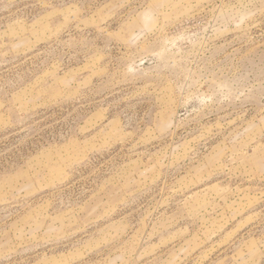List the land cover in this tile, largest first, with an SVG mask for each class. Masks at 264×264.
<instances>
[{
	"label": "rangeland",
	"instance_id": "1",
	"mask_svg": "<svg viewBox=\"0 0 264 264\" xmlns=\"http://www.w3.org/2000/svg\"><path fill=\"white\" fill-rule=\"evenodd\" d=\"M0 264H264V0H0Z\"/></svg>",
	"mask_w": 264,
	"mask_h": 264
}]
</instances>
